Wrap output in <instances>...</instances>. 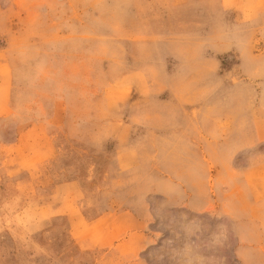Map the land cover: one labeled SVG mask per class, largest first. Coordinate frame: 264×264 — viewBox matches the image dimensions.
Masks as SVG:
<instances>
[{
    "label": "rangeland",
    "instance_id": "rangeland-1",
    "mask_svg": "<svg viewBox=\"0 0 264 264\" xmlns=\"http://www.w3.org/2000/svg\"><path fill=\"white\" fill-rule=\"evenodd\" d=\"M0 264H264V0H0Z\"/></svg>",
    "mask_w": 264,
    "mask_h": 264
}]
</instances>
